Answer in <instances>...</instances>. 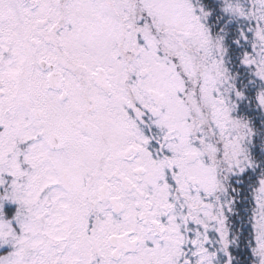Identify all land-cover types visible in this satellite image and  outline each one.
<instances>
[{
  "label": "snow or ice",
  "instance_id": "1",
  "mask_svg": "<svg viewBox=\"0 0 264 264\" xmlns=\"http://www.w3.org/2000/svg\"><path fill=\"white\" fill-rule=\"evenodd\" d=\"M0 264H264V0H0Z\"/></svg>",
  "mask_w": 264,
  "mask_h": 264
}]
</instances>
